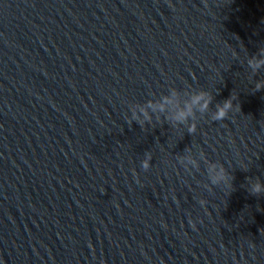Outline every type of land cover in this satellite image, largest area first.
Here are the masks:
<instances>
[{
	"label": "water",
	"instance_id": "1",
	"mask_svg": "<svg viewBox=\"0 0 264 264\" xmlns=\"http://www.w3.org/2000/svg\"><path fill=\"white\" fill-rule=\"evenodd\" d=\"M262 51L264 0H0V264H264Z\"/></svg>",
	"mask_w": 264,
	"mask_h": 264
},
{
	"label": "clouds",
	"instance_id": "2",
	"mask_svg": "<svg viewBox=\"0 0 264 264\" xmlns=\"http://www.w3.org/2000/svg\"><path fill=\"white\" fill-rule=\"evenodd\" d=\"M249 66L253 69L258 68L261 64H264V51L261 52L260 58H252L248 61ZM261 86V83L258 82L256 84V88L258 89ZM209 98L204 92H197L193 94L189 100L185 101L181 106L180 103L175 98V93H171L168 97H162L160 102L155 104H148L146 106L147 109L155 112V111H164L165 109L170 110L169 118L173 121L184 122L188 119L192 114L193 106H196L198 110L203 111L207 108ZM232 107L231 98L226 99L222 104L217 105L215 113L212 115V119L221 120L225 118L228 110ZM145 107H140L138 109L139 117L143 120L150 119L148 110ZM133 119H137V113L134 111L132 114ZM140 122V119H138ZM195 125H189V131L194 130ZM183 164H195V161L191 157H186L181 161ZM141 168H148V159H144L140 164ZM209 176L212 183H217L218 181L226 182V177L224 175L223 169L216 166L215 164L209 165ZM251 190L253 192H259L262 190V186L257 182L251 186Z\"/></svg>",
	"mask_w": 264,
	"mask_h": 264
}]
</instances>
